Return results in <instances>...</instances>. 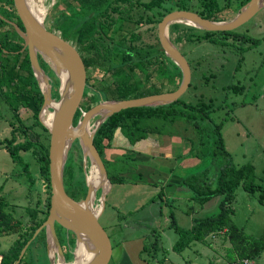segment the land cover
<instances>
[{"label":"rangeland","instance_id":"1","mask_svg":"<svg viewBox=\"0 0 264 264\" xmlns=\"http://www.w3.org/2000/svg\"><path fill=\"white\" fill-rule=\"evenodd\" d=\"M44 5L47 8V15L44 17L43 22L49 23L55 13L63 10L64 2L63 0H44ZM170 6L168 4L167 8H171ZM53 7L57 8L56 12ZM171 11L172 10H169L167 12L166 10L165 13L167 14ZM152 14L154 15L155 11H153ZM235 14L236 13L234 12L222 13V18L216 20H229L233 18ZM168 28L169 37L174 38V34H176L177 31L173 27V24L171 23ZM233 31L234 35H240V37L238 36L240 39L242 37L241 34L243 33L252 37L253 40L259 39V41L256 42L254 46H249L247 44L239 48V40L233 39L230 35L226 36V41L221 40L222 38L220 40L216 39L215 41L219 40L216 43L206 42V40L188 43L184 41L179 42V40L175 39L177 45L180 46L181 50L190 60L192 66L191 81L182 98L185 101L193 103L200 98L202 100L204 99L203 101L205 102H207L209 98H212L213 107L218 108L211 112L213 120L220 122L224 116H229V119L224 122L222 127L224 147L232 156L233 163L236 165L244 163L252 164L254 168V180L264 186V9H261L252 17V19L233 29ZM1 34L4 33L2 32ZM3 54L5 53L1 51L0 59ZM240 54L242 61L235 70L236 64L238 63V56ZM180 79L181 77L176 78L173 85L176 83L179 84ZM5 80L6 79L2 81ZM231 84L237 86L241 84L245 89L243 92L237 94L232 91L227 92L226 87ZM165 91L167 90L165 89ZM133 94H135V92L131 93V95ZM56 95L59 96V91H57ZM5 96L6 95L2 96V99L0 98V139L10 137L11 131L7 128L9 124L11 126L12 121L15 125L18 124L14 113L11 114L9 107H7V104L3 100V97ZM225 96H227L226 100H224ZM87 102L88 101H85L84 104ZM84 104H81L79 108L81 110L83 109L82 111L85 110L82 106ZM17 115V118L21 119L22 123L26 125L34 123V116L25 108L21 107ZM160 120L153 118L148 121L147 124L152 126L156 125L159 133H166L167 136L171 135L174 128L169 124H162ZM33 129L40 134V139L47 143L49 140L47 133L43 131L39 125H34ZM182 132L184 133V131ZM23 139L24 136L17 132L16 141H23ZM188 142L191 149L193 147V149L199 150L201 159L195 158L196 163L182 165L180 168L178 167L180 170L179 172L184 173L185 177L187 175L196 174L203 169H208L207 174L212 176L216 167L219 165L218 160L213 159L212 156L204 154L206 151L205 147L194 146L197 144L192 143L191 141ZM124 143V141L117 142L118 147L115 148V153L119 156L117 158L120 159L108 161L106 163L108 177L110 178L115 177L119 172L129 173L136 169V163H132L131 160H128L125 157L124 159L122 158L124 154L128 155L130 153L127 152L128 146L127 148H124ZM207 150L209 151L210 148ZM20 155L23 163H28L29 165L28 169L33 177V183L31 184L27 180L26 173H24L23 164H21L22 162H14L7 150L0 145V197H4L6 200L7 205L4 210L11 213L14 219L19 220L21 223V228L18 232L0 234V252L9 249L19 236L22 237L23 235H27L29 230L32 229L35 222L34 218L29 214V209H36L37 217L39 218H43L47 211L46 197L48 195V190L46 182L39 172V162L31 150L20 151ZM89 169L90 162L87 160L85 164L86 174L89 173ZM124 175V182L111 183L110 189L104 200L103 211L99 217V222L106 227L113 241L116 239L117 234L115 230L119 225L122 224L123 226L126 220V222L131 221L129 214L132 213L133 215H130L136 216L138 209H140L148 199L155 197V195L157 196L159 193L158 188H155L154 185L134 182V176ZM99 196L100 190L97 191L96 199L93 204L96 210L101 205L98 200ZM219 197H214V200L212 201L219 199ZM168 199L171 200H169L168 203L163 206V210L160 211L162 216L156 217L158 222H156V220L154 222L151 221L148 223L149 227H129L130 231H128L130 234L140 235L141 237L126 242V246L129 248L131 257L135 262L136 259L138 260L141 247L143 245H148L147 243L150 242L149 240L151 238L148 235L151 234V229L154 225L158 224L161 229H164V232L160 237L164 245H167L165 240L166 235L169 234L171 238L176 237L173 229L168 230L170 228L169 224L171 223V215L174 214V216L177 217V214L184 213L183 211L189 207L197 206L193 200H190L188 203L183 200L189 199V196L187 198L182 195H176L174 198ZM232 208L234 211L231 215V219L238 227L243 228L245 233L254 237L264 236V203L263 201H259L257 193L249 194L239 186L235 190V198L232 203ZM218 209L219 208L214 209V212L219 211ZM42 233L43 232L40 231L27 245V248H30V253L27 254L24 259L30 260L32 264H49V257L46 248V233H44V247L39 239V237L42 236ZM60 233L62 235L65 233V237L72 239L71 234H66L67 231L65 229L59 228L56 231L57 236H59L58 234ZM218 234L219 233H214L213 235ZM212 236L210 234L206 236L204 241H208L207 245H202L203 241H195L196 244L192 246H203L205 248L208 246L206 249L211 250L208 252V255L212 256L213 261L220 254L222 258L218 263L225 264L229 261L227 258V249L230 247V242H228L225 237H220L219 235L216 237ZM145 237L146 240L144 239ZM73 239L75 242V236ZM212 243L214 245L219 244L220 249L212 248ZM61 247L65 260L71 264L73 262V244L70 243L68 245L65 242L61 244ZM222 250L224 255L221 253ZM44 252L47 255L48 261L44 260ZM179 254L188 261L181 258L179 263L175 262V264H203V262L207 264L208 259L206 256L203 260V258L200 255H196L193 250L190 251V248L184 249ZM142 255L144 257L143 259L146 261L144 262L145 264H157L154 257H151L152 253L147 256L148 259L144 256V253H142ZM160 256H162V254H160ZM171 258L175 261L173 257ZM209 262H211V260ZM249 262H253L254 264H264V251L257 258L252 261L250 260ZM109 264H112V262H109ZM163 264H171V262L168 259H164Z\"/></svg>","mask_w":264,"mask_h":264},{"label":"trees","instance_id":"2","mask_svg":"<svg viewBox=\"0 0 264 264\" xmlns=\"http://www.w3.org/2000/svg\"><path fill=\"white\" fill-rule=\"evenodd\" d=\"M0 3L4 7H12V0H0ZM55 12L57 11L56 7H53ZM170 9H167V12ZM4 13V11H3ZM206 18H211L215 13L209 12L203 14L199 12ZM5 15V13H4ZM163 15V13H162ZM214 19H218V16L215 15ZM4 23L0 19V24ZM9 25L8 23H6ZM173 27L179 32L177 40H184L185 42L192 43L195 41L208 40L210 42H218L221 40L226 41V36H232L233 39L239 40V45L243 47L244 45L254 46L259 39L253 40L252 37L241 34H235L233 30L227 31H207L195 28L190 25H186L180 22L172 23ZM51 28L56 29L61 36L64 35L66 28V19L64 13L57 12L53 15V20L51 23ZM11 28L12 26L9 25ZM180 29V30H179ZM9 32V30H8ZM8 36V35H6ZM239 36V37H238ZM7 38V37H6ZM5 38V39H6ZM216 39H219L215 41ZM12 43V44H11ZM11 43L7 41L3 44L0 41V53L3 48H16L14 42ZM238 48V49H239ZM240 52V51H239ZM238 63L236 68L242 61L241 54L238 56ZM13 71V70H12ZM181 77V73L177 65L168 58L167 60V74L166 78V87L151 88L147 87L143 91H139L138 88L141 87L139 82L134 84V88L131 89L129 86L118 88L116 91H108L109 96H115V98H127V97H136L151 93H160L171 91L177 88L178 83L173 85L176 78ZM18 78L16 74H7L6 80L2 81L0 79V85L11 86L15 84V79ZM204 79V76H203ZM168 84V85H167ZM16 91V86L14 87ZM243 85H229L226 87V91H232L233 93H241L244 90ZM132 92L135 94L131 95ZM19 92L18 94H21ZM29 94V92L27 93ZM99 94V93H98ZM97 93H95V96ZM183 96V95H182ZM182 96L174 102H171L166 105L153 106V107H134L123 109L119 112H116L106 118L104 122L99 126L93 137V143L97 148L99 154L103 158L104 164L110 161L106 159V152L110 149L111 146L117 144V142L129 141L130 144L138 142L139 140H146V138L151 133L159 134L157 126H152L147 124L151 119L160 120L162 124L174 125L179 124L181 121L185 124V127L190 128L194 136H188L186 139L192 143H196L198 146H203L206 148L204 154L212 156L213 159L218 160L219 165L216 167L213 178H208V169H203L196 174H191L183 177L179 181L180 186H184L188 189L191 194V199L197 204V207H201L205 202L210 200L213 197L220 196L219 201V211L214 216H205V217H193L192 225L189 228H182L177 225L174 226V230L178 234L176 241L174 242L172 249L176 252H182L185 247H187L193 241H203L204 238L211 233L223 232L226 240L230 242V247L227 249V258L228 262L225 264H251L244 263L243 260L252 261L257 258L264 251V236L254 237L250 234L244 232L243 228L238 227L231 219L233 214L232 203L235 198V190L241 186L243 190L249 194L257 193V198L259 201L264 203V186L261 183H258L254 180V168L250 163H244L241 165H236L233 163L232 156L227 152L224 147V139L222 136V127L229 116H224L220 122H216L211 117V112L217 110V107H213L212 98H209L207 102L203 101L201 98L195 103L190 101H185ZM227 99L225 96L224 100ZM86 110L91 107L90 104L82 105ZM39 109V103L37 104L36 100H33V105L31 106L32 115L35 120L34 123L26 125L22 121L16 118L17 125L12 121L11 123V135L10 137H5L0 139V144L7 150L8 154L11 156L12 160L16 163L23 164L24 173L27 175V180L29 183H33V177L28 169V163H23L20 151H29L36 156L39 162V172L46 182V187L48 190V195L46 197L47 211L43 218L37 217L36 209H29V214L34 218V225L31 230H29L27 235L18 237L14 244L7 249L6 251L0 252L2 258L0 264H14L16 261L19 252L26 241L31 237L34 230L43 222L47 216L50 200V184H49V172H48V146L49 140L47 143L43 142L40 139V134L33 129L34 125H39L43 131L49 136L48 130L39 122L37 118V112ZM83 110V109H82ZM81 109H78L74 115L73 123H76V119L80 116ZM14 123V124H13ZM13 124V125H12ZM10 125V124H9ZM17 132L24 136L23 141H16ZM128 136V137H127ZM50 137V136H49ZM127 137V138H126ZM118 147V146H116ZM210 148L208 151L207 149ZM206 155V156H207ZM127 158L131 160L132 163H136L135 156H125L122 158ZM120 158L116 159L119 160ZM107 169V167H106ZM108 172V171H107ZM67 178L65 177V175ZM63 173V183L66 192L74 199H82L86 195L87 187L85 183V174L82 163V153L79 145L75 143L70 149L68 159L64 166ZM125 173V172H124ZM124 173L119 172L115 177L110 178L111 183H122L124 182L125 175ZM109 176V175H108ZM163 195L162 189L159 190L157 198H161ZM152 197L151 201H153ZM6 200L4 197H0V234L11 232H18L21 228V223L19 220L14 219L11 213L4 210L6 206ZM191 208L186 209V213H190ZM58 229L62 228L60 225L57 226ZM42 236L39 239L42 242L44 247L45 245V230L41 229ZM67 231V230H66ZM67 233L71 234L72 239L64 238L63 243L66 244L72 243L74 246V235L70 231ZM66 233V234H67ZM73 240V242H72ZM142 248V253L145 254L146 259L151 253V257H154L159 252L161 254V247L156 242L147 243ZM45 251V250H44ZM30 253V248L28 247L20 259L19 264H32L30 260L24 259V257ZM162 257L157 258V264H163L164 253L162 252ZM155 258V257H154ZM24 260V261H23ZM44 260L48 261L47 255L44 252ZM254 264V263H253Z\"/></svg>","mask_w":264,"mask_h":264},{"label":"water","instance_id":"3","mask_svg":"<svg viewBox=\"0 0 264 264\" xmlns=\"http://www.w3.org/2000/svg\"><path fill=\"white\" fill-rule=\"evenodd\" d=\"M12 2L16 13L23 22L24 31L15 22L1 14L0 18L5 23L12 25L23 38L25 45L28 46L31 65L37 80L41 83L44 96L39 112V121L50 134L48 146L50 184L48 214L23 245L14 264H19L27 245L43 228L46 233L49 264H55V261L59 259L69 263L65 260L56 234L55 224L60 225L75 236L74 264H108L112 256L113 244L105 226L99 222V217L104 208V200L110 189L111 180L108 177L103 158L93 143L95 132L106 118L116 112L134 107L166 105L179 99L188 89L191 81L190 66L185 56L168 35V26L171 23L181 22L207 31L233 30L247 22L259 9L264 7V0H248L229 20L205 18L196 12L181 9L165 14L158 24L159 40L166 55L180 68L181 79L177 88L136 97L101 100L82 111L75 124L73 119L76 111L80 108L85 84V71L77 50L58 33L47 29L43 20L40 21L34 17L26 0H12ZM36 52L52 62L54 71L61 79L57 101L50 97L47 77L37 64ZM47 108H51L53 114L50 124H46L42 119L44 115L42 113ZM75 140H78L81 149L87 187L86 195L79 200L72 198L66 192L63 183L64 166L68 152ZM87 160L90 162V167H96L99 172L100 183L96 185L89 182L85 172ZM104 181H106V187L102 186ZM98 190H100L98 200L101 205L96 210L93 204ZM79 242L84 244L87 253L90 254L85 260H80L75 254Z\"/></svg>","mask_w":264,"mask_h":264},{"label":"flooded vegetation","instance_id":"4","mask_svg":"<svg viewBox=\"0 0 264 264\" xmlns=\"http://www.w3.org/2000/svg\"><path fill=\"white\" fill-rule=\"evenodd\" d=\"M247 1L63 0L62 12L67 25L62 37L77 50L85 71V84L80 106L85 101L88 102L84 105L90 104L93 106L101 100L115 98V96H109L107 92L116 91L120 86L122 88L129 86L133 89L136 82H139L141 86L138 88L139 91H143L147 87H166L165 75L167 74V60L169 57L160 43L158 24L166 14L168 4L169 6L172 5L169 8L172 11L181 9L193 11L199 15H201L199 12L203 14L212 12L218 16V19H221L222 13H237ZM261 9H264V7ZM153 11H155L154 15L152 14ZM4 13L6 18L15 22L24 31L23 22L16 13L14 5L13 8L6 7ZM214 16L211 19H214ZM52 20L53 18L49 23H44V26L60 35L56 29L51 28ZM5 25L9 30L5 42L7 39L10 43L13 41L16 48L4 49L3 53L5 54L3 55L5 56L1 55L0 60V79L4 80L7 74H16L18 78L15 79V84L11 86L0 85V98L2 99V96L6 95L3 100L9 107L11 114L14 113L15 118L18 117L19 114L17 115V113H19L21 107L29 110L32 114L31 106L33 100H36L37 104L39 103L37 112L39 120V112L44 96L41 83L37 80L31 65L28 46L25 45L23 38L12 25V28L9 26L10 24ZM178 34L177 31L174 38H170L185 56L191 70L190 60L175 41ZM36 61L47 77L51 99L57 101L59 96L56 94L61 85L60 77L54 71L52 62L38 52H36ZM178 69L180 71L179 67ZM19 92L22 93L18 94ZM28 92L29 94H27ZM95 93H97L96 96ZM47 110L51 112V108H47ZM51 116H53L52 112ZM142 142L143 140H139L129 144L127 140L124 143V148L128 146L127 152L130 153L124 155L135 156L134 152L140 151L138 147ZM75 143L78 144V140L72 143L71 148ZM65 177L67 178L66 175ZM57 226L58 224H55L56 231L58 230ZM58 235L59 242L62 244L64 238L67 239V237H65V233Z\"/></svg>","mask_w":264,"mask_h":264},{"label":"crops","instance_id":"5","mask_svg":"<svg viewBox=\"0 0 264 264\" xmlns=\"http://www.w3.org/2000/svg\"><path fill=\"white\" fill-rule=\"evenodd\" d=\"M5 8L6 7H4V5L0 3V14L3 16H4L3 11ZM5 24H6L5 22L0 24V41H2L3 44H5L6 35L9 34ZM2 32L4 34H1ZM4 49L5 48H3L2 52L5 51ZM0 68H1V63H0ZM171 126L174 128V131H172L171 132L172 134L169 136H167L166 133L149 134L146 140H143V142L139 144L138 150L140 151L134 152L135 161H137L136 169L132 172L124 173L126 175L134 176V182H140V183L142 182L145 184L149 183V185H154L155 188H158V190L162 189L163 195L161 198L160 197L157 198L155 196L156 198L153 201H151V199H148V201L140 209H138L136 216H132L133 215L132 213H130L132 215L129 214V217L131 219L130 222H126L127 221L126 220L123 226L121 224L115 230L117 234L116 239L113 241V239L111 238L113 244V251L109 262H112V264L113 263L114 264H145L144 262L146 261L143 259L144 257L142 255V247L144 245L140 249V255H138V260L136 259V262L131 257L129 248L126 246V242L131 239H139L141 237L140 235L130 234L129 229L138 228V227H149L148 223H150L151 221L154 222L156 220V217L162 216V213L160 211H162L163 206H165L168 203V201L171 200L168 198H174V196L176 195H182L187 198L189 196V199H183L185 202L188 203L190 202V200H192L191 194L188 191V189L178 184L180 179L184 177V173H180L179 168L182 165H191L196 163L195 158L201 159L200 158L201 156L199 155L200 152L198 149H193V147L191 149L189 147L190 144L188 142V139H186V137L194 136L192 130L190 128H187L189 126L185 127V124L183 122H180L179 124L175 123L174 125ZM7 129L8 130L11 129L10 125L8 126ZM182 131H184V133ZM0 145L3 146L2 144ZM113 146L110 147V149L108 150V152H106L105 155L106 159L108 158L110 161H114L118 159L117 157H119L118 154L115 153V148L117 144H114ZM194 146H198V145H194ZM213 176L214 174L212 176L208 175V178H213ZM213 198L205 202L201 207H197V206L191 207L190 213L188 212L186 213V210H184L183 211L184 213L177 214V217H175L174 214H172L171 223L169 224L170 228L168 230L170 229L174 230L175 225L182 228L191 227L193 217L199 218V217L216 215L218 211L214 212V209L219 208L218 204L221 199L219 197V199L212 201L214 200ZM156 222H158V220H156ZM151 230H152L151 234L148 235L151 238L149 241L156 242L157 244L160 245L161 251L164 253V259L170 260L171 264H175V262L179 263V260H181V258H183L185 261H188L186 258H184L182 255L179 254L181 252L178 253L172 249V246L178 237V234L176 233L175 230H174V233L176 235L175 238H171L169 234L165 236L167 245H164L160 237L164 232L163 228L161 229V227L158 224H156ZM213 234L214 233H211L210 235L212 236ZM218 235L220 237H225L223 232H219ZM218 235H213L212 237L214 236L216 237ZM144 239L146 240V237ZM204 240L202 242V245L203 244L207 245L208 241H204ZM195 244H196L195 241H193L187 247H185V249L190 248V251L193 250L196 253V255H200L203 258V260L207 257L208 259L207 264H220L218 263L221 261L222 258L220 254L213 261L212 256L208 255V252L211 251L209 249H206L208 248V246H206V248L203 246L193 247L192 245ZM211 246L214 249L216 248L220 249L219 244L214 245L212 243ZM221 253L224 255L223 250ZM209 256L211 257L208 258ZM154 257H155L154 260L156 261L157 258L159 259L162 256H160V252H159ZM171 257H173L175 261H173ZM210 260L211 262H209ZM203 264L206 263L203 262Z\"/></svg>","mask_w":264,"mask_h":264},{"label":"bare ground","instance_id":"6","mask_svg":"<svg viewBox=\"0 0 264 264\" xmlns=\"http://www.w3.org/2000/svg\"><path fill=\"white\" fill-rule=\"evenodd\" d=\"M28 7L30 8V11L36 17L38 20L42 21L44 17L47 15V8L44 5V0H26ZM43 120L46 124H50L52 121L51 112L48 111L47 109L43 111ZM89 173H87L88 180L91 182V184L96 185L100 183V176L99 172L96 167L92 166L90 167ZM102 186L106 187V181L102 184ZM75 254L77 258H80V260H85L90 256V254L87 253L85 246L82 242L78 243L77 249L75 251ZM77 261H79L77 259ZM55 264H69L64 261L56 260ZM71 264H74L73 262Z\"/></svg>","mask_w":264,"mask_h":264},{"label":"built area","instance_id":"7","mask_svg":"<svg viewBox=\"0 0 264 264\" xmlns=\"http://www.w3.org/2000/svg\"><path fill=\"white\" fill-rule=\"evenodd\" d=\"M1 258H2V256H1V254H0V261H1ZM243 262H244V263H250V262L247 261V260H243Z\"/></svg>","mask_w":264,"mask_h":264}]
</instances>
